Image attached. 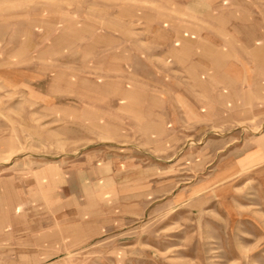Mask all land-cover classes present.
<instances>
[{
    "label": "rangeland",
    "instance_id": "rangeland-1",
    "mask_svg": "<svg viewBox=\"0 0 264 264\" xmlns=\"http://www.w3.org/2000/svg\"><path fill=\"white\" fill-rule=\"evenodd\" d=\"M0 264H264V0H0Z\"/></svg>",
    "mask_w": 264,
    "mask_h": 264
}]
</instances>
